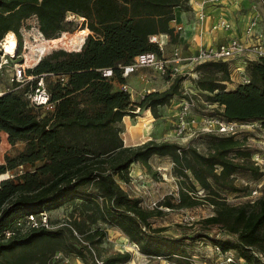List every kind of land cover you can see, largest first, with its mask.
<instances>
[{
  "label": "trees",
  "instance_id": "trees-1",
  "mask_svg": "<svg viewBox=\"0 0 264 264\" xmlns=\"http://www.w3.org/2000/svg\"><path fill=\"white\" fill-rule=\"evenodd\" d=\"M176 8L189 9L187 0H0V41L8 33L18 41L16 58L11 60L20 56V32L29 19L36 20L45 40L71 32L67 15L82 19L77 36L89 32L78 51L57 50L42 56L26 71L32 79L24 83L3 79L4 67L0 70L7 89L0 96V132L10 144L26 141L21 152L0 164V176L12 173V178L0 181V264H47L59 252L90 264L92 248L106 236L104 229L85 227L97 221L118 229L151 259L192 264L188 242L207 240L222 254H233L229 264L240 260L264 264V189L255 200L238 205L228 204L221 195V191L247 192V185L234 183L235 174H250L255 181L264 176L251 160L254 152L236 135H202L209 148L205 153L167 141L125 146L121 138L122 119L133 116L136 109L149 110L158 118L159 108L172 100L196 102L198 95L212 108L208 115L264 125L263 58L244 62L247 82L233 89L228 87L232 61L206 62L192 69L196 95L183 92L181 84L187 77L177 75L166 89L147 93L137 104L130 101L129 92L121 88L126 79L120 67L146 52L160 55L157 44L149 40L152 36L167 35L177 42L170 25ZM105 69L112 71L111 77L102 76ZM39 78L48 94L46 113L45 107L32 106L27 98ZM152 157L170 159L181 186L177 199L166 195L147 209L122 184L131 181L133 164L148 167ZM196 187L204 192L202 198L195 195ZM202 203L213 214L201 224L220 228L227 238L209 237L204 229L176 238L166 233L167 228L152 227L153 220L164 215L163 208L185 210ZM63 204L72 207L65 224L42 222V216ZM129 259V253H116L102 261L123 264Z\"/></svg>",
  "mask_w": 264,
  "mask_h": 264
},
{
  "label": "rangeland",
  "instance_id": "rangeland-1",
  "mask_svg": "<svg viewBox=\"0 0 264 264\" xmlns=\"http://www.w3.org/2000/svg\"><path fill=\"white\" fill-rule=\"evenodd\" d=\"M217 7L227 9L228 12L225 19L232 21L234 27L236 26L238 30L247 25L253 15H258V27H260V17H262V28L260 27V30L257 29V31H260L264 34V6L260 3V0H243L242 2H240V0H219L215 4L213 9H216ZM225 19L223 18L221 20L228 23L229 29H231V24ZM65 21L70 23V25L68 26L71 30L70 33H64L60 38H57L55 40H45L38 32L36 20L33 18L27 20L20 32L22 38V50L20 56L17 57L16 60L13 59L16 58L18 41L15 35L12 33L11 34L16 43V50L14 49V52L10 54V57H12L13 59L11 60V58H9V55L4 52L3 43L5 42V39L8 35L7 34L4 37L5 39L0 41V65H3L4 67L3 73H1V75L4 74V77L2 78L5 79L7 77H11L14 72V68L18 67V65L19 67L23 68L26 74V71L33 68L38 63L39 59L47 53H51L57 50L78 51L89 32H87L83 36H77L79 32H82L81 18H78L74 15H67ZM244 34L247 38L249 37L251 39L252 43L254 37L252 35H247L245 33V30ZM165 47L166 42L163 46L165 56H169L172 50L174 48H177L173 47L170 50L169 46L166 49ZM231 61V63H233L231 66V76L233 78V81L235 82V75L237 73L236 65L234 60ZM178 73L179 75H185L187 77L186 80H184L181 84L183 92L190 95H196L194 94L196 92L191 82L192 79L196 78V74L192 72V69L183 66ZM138 75H140L139 83L130 84L126 87H121L118 85L114 86L115 89H118L120 87L126 89L130 94V101L133 104L139 103L142 97L147 93L162 91L166 89L171 84L173 79L162 77L159 73H156L153 70L146 69L145 71H137L133 75H130L131 77L127 78L126 83L132 77L135 78ZM141 83H144V85H142ZM3 87L4 83L0 78V89H2ZM194 99L196 101L194 102V113L197 117L202 114H212V108L205 105V102L203 101L204 98L202 96L198 95L194 97ZM179 101L180 99H174L170 103L172 105L171 107L165 106L163 108H159L158 118H153L149 110L141 109H136L133 116H126L125 118H123L120 126L123 131V133L121 134V138L124 145H128V143H137L136 145H140L150 140L155 142L167 141L176 143L180 146H193L202 153L208 151L209 148L207 141L202 137V135L193 137L187 135L185 136V138L181 139H176L173 136V123L175 121V114L178 109ZM49 109L50 108H45L43 112L46 113L47 111H50ZM146 116H149L150 119L145 118L147 123L144 136L140 137V139L137 138L135 141H128L126 136L128 127L134 128V126H137L139 124L141 118H144ZM236 136L246 148L252 150L253 152L264 151V139L255 129L243 127ZM25 143V140H17L16 142H14V144H10L7 141V135L3 132H0V164H4L7 157H14L19 152H21L25 147ZM172 167L173 164L170 159L158 157L150 158V160L148 161V167L139 163L133 164L130 167L131 181L128 184H122V187L130 196L140 198L142 201V207L152 209L154 205L166 195H173L175 199H177L178 197L181 180L173 174ZM28 169V167L24 168V170ZM19 171H22V168H19ZM8 178H12L11 172L0 176V181L6 180ZM234 183L237 186L247 185L248 190L245 193L238 194H231L225 191H221V195L230 205H238L247 201L255 200L264 189V176L255 181V179H253L250 174L239 173L235 174ZM196 189L197 191L195 192V195L202 198L204 196V192L199 189V187H196ZM190 195L193 194L190 193ZM71 208L72 207L69 204H63L60 207H57L46 213L45 218H41L42 222L48 223L50 221L54 223V226L65 224L70 218ZM162 211L164 212V215L161 218L153 220L152 227L167 228L168 230L166 233L171 234L173 237L178 238L181 236H191L195 233H199L201 229H204L209 237H213L216 234L220 235V237L222 238L228 237V235L220 231V228L216 226H209L205 228L201 224V220L213 214L211 207L205 203H202L201 205L192 209L169 211L166 208H163ZM85 227L91 230L100 228L104 229L106 232L105 238H103V240L99 244H96L95 247L92 248L93 256H88V262L90 264H93L95 258L103 260L106 257L114 255L116 253L130 254L129 261L123 264H176L173 261L164 260L161 258L151 259L147 256L141 255L138 252L137 247L131 245L128 242L127 238L118 229L106 228V226H104L99 221L94 223L88 222ZM188 243L190 244L187 248V251L191 256L192 264H229V262L225 260L229 255L233 260V254L231 252H227L226 255L217 254L216 250L207 240H199L198 242L189 241ZM59 254L60 258H62L63 256H65V258L67 257V262H65L63 258L61 260H57L53 258V256L47 264H84L78 257H75L73 255H62L63 253L61 252H59Z\"/></svg>",
  "mask_w": 264,
  "mask_h": 264
},
{
  "label": "built area",
  "instance_id": "built-area-1",
  "mask_svg": "<svg viewBox=\"0 0 264 264\" xmlns=\"http://www.w3.org/2000/svg\"><path fill=\"white\" fill-rule=\"evenodd\" d=\"M218 1L219 0H187V5L189 8L194 7V14L197 21L202 22L206 17V7L208 5H215ZM260 3L264 6L261 0ZM258 23V15H253L245 27V33L254 37L250 45L246 46L239 39L231 38L227 42L215 47H200L195 53L186 56L182 55L177 48H174L169 56H165L163 46L166 41L164 43L161 42L160 38L162 35L152 36L149 40L150 42L157 44L161 54L157 55L152 52H146L136 56L129 64L120 67L121 76L126 79L138 70L149 69L159 73L162 77L174 78L179 75L178 72L183 66L193 69L195 66L206 62L231 60H234L236 64L239 62V59L246 54L252 55L255 59H264V34L257 31ZM212 29L228 30L229 25L225 21L218 20L212 25ZM164 38L166 40L168 39V36L164 35ZM9 58L12 57L9 55ZM242 64L243 67L241 73L243 78L241 82L245 83L247 82V79L243 74L244 62ZM2 67L3 65H0V70ZM102 76L107 78L111 77L112 71L110 69H105L102 71ZM31 79L32 77L26 76L23 68L18 65V67L14 68V72L10 77V82L21 84ZM5 91H7V89H0V96ZM27 98L32 106L50 108V105L48 104V94L45 90L42 78L38 79L36 88L32 93L28 94ZM194 108L195 104L193 99H181L178 102V109L175 114V121L172 129V134L176 139L185 138L187 135L191 137L204 134H214L219 136L237 135L243 127L255 129L264 139V125L260 123L240 124L237 122L226 121L217 115L208 114H202L197 117L194 113ZM251 160L260 171H264V151H255L251 156ZM41 218H45V216H42ZM213 248L216 250L217 254H222L217 247ZM224 255H226V253ZM53 258L57 260L63 258L65 262H67V257L65 258V256H63L60 258L59 253H56ZM225 260L229 263L232 262L230 255L227 256ZM239 263L248 264L243 260H240ZM94 264H103V261L95 258Z\"/></svg>",
  "mask_w": 264,
  "mask_h": 264
},
{
  "label": "crops",
  "instance_id": "crops-1",
  "mask_svg": "<svg viewBox=\"0 0 264 264\" xmlns=\"http://www.w3.org/2000/svg\"><path fill=\"white\" fill-rule=\"evenodd\" d=\"M243 0H240L242 2ZM215 5L208 6L205 9L206 18L205 20L200 23L197 21L195 14H194V7H190L187 10H182L180 8H176L174 10V20L171 22V27L174 29V32L178 35L177 42L172 43L168 37L166 39V47L169 46L170 50L173 47H177L182 55H190L195 53L200 47H215L220 44H223L227 42L231 38H238L243 42L246 46L250 45L251 39L246 37L244 34V30L246 25L238 30L236 26L234 27L233 22L226 20L225 17L227 15V9L219 8L213 9ZM253 13V11H252ZM225 19L231 24V29L228 30H222L217 29L213 30L212 25L217 22V20ZM260 27L262 28V21L263 18L260 17ZM260 27L258 29L260 30ZM164 41V42H165ZM169 54V53H167ZM247 60H255V58L250 55L246 54L245 56L241 57L239 59V62H237L236 65V75H235V82L233 81V78L231 76V84L229 89H233L235 86L241 83L242 81V67L243 62ZM242 62V63H241ZM146 69L138 70V71H145ZM133 75V74H132ZM131 77V76H129ZM128 78V77H127ZM126 78V80H127ZM140 75L137 77H132L125 85L128 86L130 84L139 83ZM144 85V83H141ZM172 105L170 104L169 107ZM163 108V107H162ZM126 117V116H125ZM124 117V118H125ZM137 143L133 144H125V146H133Z\"/></svg>",
  "mask_w": 264,
  "mask_h": 264
},
{
  "label": "bare ground",
  "instance_id": "bare-ground-1",
  "mask_svg": "<svg viewBox=\"0 0 264 264\" xmlns=\"http://www.w3.org/2000/svg\"><path fill=\"white\" fill-rule=\"evenodd\" d=\"M160 39H161V42L164 43V41H165L164 35H162V37ZM3 44H4V52L5 53L10 55L14 52V49L16 47V43H15V40H14L11 33H8V35L5 39V42ZM146 123H147L146 119L141 118V121L139 122V124L137 126H134V128L128 127V129L126 131L127 140L128 141H135L137 138L140 139V137L144 136Z\"/></svg>",
  "mask_w": 264,
  "mask_h": 264
}]
</instances>
